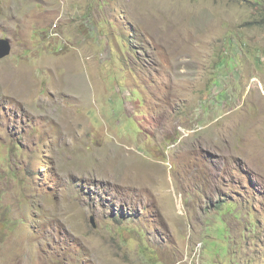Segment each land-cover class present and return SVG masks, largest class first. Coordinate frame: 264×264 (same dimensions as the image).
<instances>
[{
    "label": "rangeland",
    "instance_id": "obj_1",
    "mask_svg": "<svg viewBox=\"0 0 264 264\" xmlns=\"http://www.w3.org/2000/svg\"><path fill=\"white\" fill-rule=\"evenodd\" d=\"M0 264H264V0H0Z\"/></svg>",
    "mask_w": 264,
    "mask_h": 264
},
{
    "label": "water",
    "instance_id": "obj_2",
    "mask_svg": "<svg viewBox=\"0 0 264 264\" xmlns=\"http://www.w3.org/2000/svg\"><path fill=\"white\" fill-rule=\"evenodd\" d=\"M10 43L6 39H0V59L6 57L10 53Z\"/></svg>",
    "mask_w": 264,
    "mask_h": 264
}]
</instances>
